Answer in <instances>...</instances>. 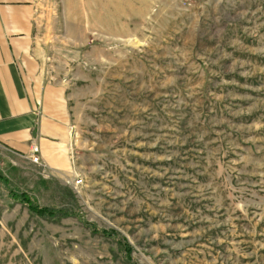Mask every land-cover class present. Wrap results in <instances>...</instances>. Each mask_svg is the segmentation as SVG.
Listing matches in <instances>:
<instances>
[{"label": "rangeland", "instance_id": "rangeland-1", "mask_svg": "<svg viewBox=\"0 0 264 264\" xmlns=\"http://www.w3.org/2000/svg\"><path fill=\"white\" fill-rule=\"evenodd\" d=\"M34 23L82 184L0 151V264H264V0H36Z\"/></svg>", "mask_w": 264, "mask_h": 264}, {"label": "crops", "instance_id": "crops-1", "mask_svg": "<svg viewBox=\"0 0 264 264\" xmlns=\"http://www.w3.org/2000/svg\"><path fill=\"white\" fill-rule=\"evenodd\" d=\"M36 0H0V151L27 159L39 147L50 174L73 179L69 96L43 73L35 35Z\"/></svg>", "mask_w": 264, "mask_h": 264}, {"label": "trees", "instance_id": "trees-1", "mask_svg": "<svg viewBox=\"0 0 264 264\" xmlns=\"http://www.w3.org/2000/svg\"><path fill=\"white\" fill-rule=\"evenodd\" d=\"M0 177L3 179L4 183L8 184V179L3 177V175L0 174ZM1 179V181H2ZM10 196L16 201L21 202L22 204L26 205L27 208L35 213H39L41 215H47L48 217H54L56 214H59L57 216H65L67 215L66 211H62L55 207H50L46 205H40L36 203L29 194L27 195L26 192H20L18 190L9 188Z\"/></svg>", "mask_w": 264, "mask_h": 264}, {"label": "built area", "instance_id": "built-area-1", "mask_svg": "<svg viewBox=\"0 0 264 264\" xmlns=\"http://www.w3.org/2000/svg\"><path fill=\"white\" fill-rule=\"evenodd\" d=\"M30 160L33 163H35V164L43 166V168L45 166L44 163H42V161H41V158H40V155H39V149H38L37 146H33L31 148ZM81 184H82V178L79 177V178H74L73 179V185L78 186V185H81Z\"/></svg>", "mask_w": 264, "mask_h": 264}]
</instances>
